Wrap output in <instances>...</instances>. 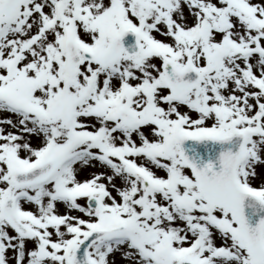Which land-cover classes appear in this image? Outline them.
<instances>
[{"label":"snow or ice","instance_id":"obj_1","mask_svg":"<svg viewBox=\"0 0 264 264\" xmlns=\"http://www.w3.org/2000/svg\"><path fill=\"white\" fill-rule=\"evenodd\" d=\"M245 197L264 0H0V264H264Z\"/></svg>","mask_w":264,"mask_h":264},{"label":"water","instance_id":"obj_2","mask_svg":"<svg viewBox=\"0 0 264 264\" xmlns=\"http://www.w3.org/2000/svg\"><path fill=\"white\" fill-rule=\"evenodd\" d=\"M183 149L185 150V153H186L187 148L184 147ZM186 154H187V153H186ZM189 156H190V155H189ZM201 163H203V162H201ZM258 208H259V207H258ZM256 213L258 214V217H257V215H256L253 211H249V212H247V213L245 214L246 218L248 219V221H249V223H250L251 225H255V224L258 222V220H259L262 216H264V209L262 210V209L260 208V209H258V210L256 211Z\"/></svg>","mask_w":264,"mask_h":264}]
</instances>
